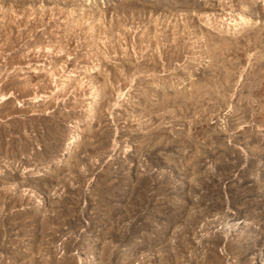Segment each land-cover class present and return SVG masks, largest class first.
<instances>
[{
	"label": "rangeland",
	"instance_id": "obj_1",
	"mask_svg": "<svg viewBox=\"0 0 264 264\" xmlns=\"http://www.w3.org/2000/svg\"><path fill=\"white\" fill-rule=\"evenodd\" d=\"M3 95L0 264H264V0H0Z\"/></svg>",
	"mask_w": 264,
	"mask_h": 264
},
{
	"label": "bare ground",
	"instance_id": "obj_2",
	"mask_svg": "<svg viewBox=\"0 0 264 264\" xmlns=\"http://www.w3.org/2000/svg\"><path fill=\"white\" fill-rule=\"evenodd\" d=\"M7 98H8V97L5 96V95L1 96V97H0V102L3 101V100L5 101V99H7ZM172 255H173V254H172ZM172 255H171V256H172ZM165 256H166V255H165ZM167 257L169 258L170 255H168Z\"/></svg>",
	"mask_w": 264,
	"mask_h": 264
}]
</instances>
